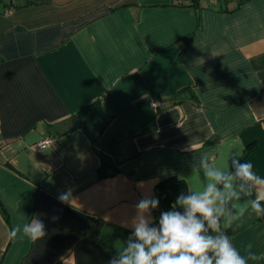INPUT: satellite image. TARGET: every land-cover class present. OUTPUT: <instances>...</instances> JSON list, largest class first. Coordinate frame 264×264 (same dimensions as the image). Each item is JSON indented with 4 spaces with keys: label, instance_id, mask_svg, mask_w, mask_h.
Here are the masks:
<instances>
[{
    "label": "crops",
    "instance_id": "0c3cea01",
    "mask_svg": "<svg viewBox=\"0 0 264 264\" xmlns=\"http://www.w3.org/2000/svg\"><path fill=\"white\" fill-rule=\"evenodd\" d=\"M196 4L0 0V264H108L144 190L237 138L264 177V0ZM33 217L44 238H10ZM228 234L264 257V216Z\"/></svg>",
    "mask_w": 264,
    "mask_h": 264
},
{
    "label": "clouds",
    "instance_id": "9594fccd",
    "mask_svg": "<svg viewBox=\"0 0 264 264\" xmlns=\"http://www.w3.org/2000/svg\"><path fill=\"white\" fill-rule=\"evenodd\" d=\"M243 152L237 138L235 146L221 152L218 162L201 156L198 166H193L195 181L186 183L181 176L186 191L157 218L152 213L160 200L144 190L132 205L134 215L124 223L130 235L108 264H249L264 258L252 251V243L242 254L228 234L249 209L257 217L264 216V177L243 159ZM58 200L72 203V190L59 194ZM18 235L37 241L47 235L46 226L33 217L11 229L10 238Z\"/></svg>",
    "mask_w": 264,
    "mask_h": 264
},
{
    "label": "trees",
    "instance_id": "16d2710c",
    "mask_svg": "<svg viewBox=\"0 0 264 264\" xmlns=\"http://www.w3.org/2000/svg\"><path fill=\"white\" fill-rule=\"evenodd\" d=\"M178 4H190L193 6H197V1L199 0H176ZM98 172V177H104L107 176L108 173L106 174L103 172V166H100L97 170ZM115 172V169L113 170ZM112 172V173H113ZM186 191V185L184 182H182L180 179H178L175 175H167L164 176L159 180V182L156 184L155 189H154V196L158 197L160 200V204H169L171 201L175 200L176 197L182 192ZM0 209L1 211L7 215L6 210L4 207L0 204Z\"/></svg>",
    "mask_w": 264,
    "mask_h": 264
},
{
    "label": "built area",
    "instance_id": "2783aa9c",
    "mask_svg": "<svg viewBox=\"0 0 264 264\" xmlns=\"http://www.w3.org/2000/svg\"><path fill=\"white\" fill-rule=\"evenodd\" d=\"M190 1V0H188ZM214 2H225L226 4H229V3H240V2H243L245 0H213ZM10 12V9H7L5 11V13H8ZM150 105L155 107V108H159V107H162L164 105V101L160 98H154L150 101ZM53 143V138L50 137V136H46L44 137L41 141L38 142V146L39 147H46V146H50L51 144Z\"/></svg>",
    "mask_w": 264,
    "mask_h": 264
}]
</instances>
